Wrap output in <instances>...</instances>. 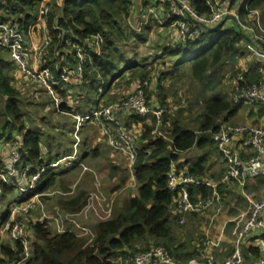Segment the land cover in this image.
I'll list each match as a JSON object with an SVG mask.
<instances>
[{"label": "trees", "instance_id": "16d2710c", "mask_svg": "<svg viewBox=\"0 0 264 264\" xmlns=\"http://www.w3.org/2000/svg\"><path fill=\"white\" fill-rule=\"evenodd\" d=\"M38 1L1 0L0 12L5 14L7 11L14 14V9L17 6L31 8ZM48 2L50 9L45 17V26L49 43L40 61L42 67H49L56 73L60 68L59 65H73L75 62L73 46L79 45L89 49L94 43L93 38L100 35L102 43L99 55H95L91 51L90 60L84 66L83 78L89 81L85 88L89 85V87L99 89V92L102 90L101 86L107 90L111 85L114 87L123 80L127 85L131 84L132 86L138 80L143 81L151 78V72L148 69L133 63V59L128 60L118 46L120 43H124L129 36L134 35L139 38V34H136L128 21L135 0H61V4L56 0H48ZM168 5V2H164L163 7L166 9ZM251 7L262 10L264 23V0H252ZM196 8L199 13H209V8L204 6L201 1L196 4ZM23 11L20 10V12ZM1 19L2 21L8 20L4 17ZM31 21L29 16L17 21L21 25L25 38ZM224 29L223 27H219L215 31L209 29L196 43H186V45L179 43L177 50L166 47L163 50L171 56L169 60L171 65H175L176 68L187 65L193 78L199 79L211 66L218 65L227 57L236 56L239 53L237 47L242 42H246V39L234 28H232V33H228ZM1 54H8L0 51V95L3 98L4 96L8 97L5 106V114L8 115V118L4 120L2 126L0 121V141L6 138L10 140L9 133L12 130L19 133H22L23 130L22 113L16 98L17 93L8 86L4 74L1 72L3 61ZM61 57H64V62L58 63V59ZM65 57L69 59V63L65 61ZM249 68L248 73L244 72V84L246 86L260 84L261 74L258 66ZM168 74L169 72L163 73V77ZM82 89L84 86L80 88V90ZM75 90L70 84L65 87L62 94L63 102L60 104L59 110L55 109L56 112L72 113L76 104L83 100L89 101L88 98H84L82 93L74 94ZM75 96L77 97L74 98ZM163 105L164 103L160 106L165 108ZM240 106L220 94L207 98L195 129L183 127L177 118L169 120L168 123L170 115L166 110L161 129L164 128L163 132L168 135L169 140L167 141L152 134V130L156 126V119L152 117L150 122L144 126V133L139 138V140H144V143L140 146H137L136 143L134 148L136 156L131 169L136 181V188L135 193L128 198V201L122 207L114 208L109 219L95 224V235L92 238L80 237L70 231H53L48 221L31 222L29 231L33 238L32 253L23 264H115L118 258L126 260L135 253H143L156 246L165 248L182 264H186L192 259H198L196 244L202 242L203 236L193 238L192 235H188V238L184 239L175 231L181 226L179 220L182 216H172L170 213L174 194L167 188V174L171 164L177 163L181 159L180 155L192 147L213 149L212 133L216 132L221 125L228 124L229 118L237 114ZM77 109L80 112L75 113L84 114L80 106ZM129 120L143 121L139 117H131ZM131 124L132 122H126L127 126ZM23 135L21 152L25 161L27 163L36 162L41 166L38 137L29 131ZM113 151L122 153L115 149ZM89 152L96 154L97 150L87 147L86 153ZM182 163L180 165L184 166ZM115 169H118L116 165H114ZM54 172L53 169H47L42 174L40 184L25 198L49 190L50 186L56 183L57 177ZM187 172L196 176H205L202 160L191 163ZM57 180L61 181L60 178ZM126 180L127 177L121 179L122 183ZM60 189L66 194L70 192V189L65 187H60ZM11 191L12 188L0 180V194L3 198ZM201 191L203 195L208 193L206 189ZM189 193L192 198H195L194 188L189 187ZM87 199V193L78 191L69 198L60 200L58 206L67 213L76 214L86 206ZM187 217L191 216L185 218ZM193 217L198 216L193 215ZM7 222L8 213L0 219V229ZM21 251L19 243L14 245L2 243L0 238V254L3 256V258L0 256V264L17 261L21 256ZM241 253L243 256L241 264H258L262 258L261 248L256 245L244 246Z\"/></svg>", "mask_w": 264, "mask_h": 264}, {"label": "built area", "instance_id": "2783aa9c", "mask_svg": "<svg viewBox=\"0 0 264 264\" xmlns=\"http://www.w3.org/2000/svg\"><path fill=\"white\" fill-rule=\"evenodd\" d=\"M167 1L169 5L164 10H159L156 6H149L147 12H144L143 8L140 9L138 24L132 28L141 32V28L147 26L149 22L156 21L159 26H168L175 30L179 43L186 45V43L199 41L209 29L219 24L222 27L231 22L230 28H237L238 33L246 39L244 48L252 46V40H256L261 45L258 47L264 50L263 12L260 8L251 7L252 0ZM200 1L209 8V13H199L196 4ZM49 9L47 0H44L39 7L38 17L45 18ZM166 11L167 15L165 16ZM93 40L94 43L89 49L74 45V64L69 65V67L59 65V70L54 73L49 67H42L40 63L49 43L47 35L38 46L29 49L26 46L25 35L20 24L16 20H0V51L8 54L11 63L19 70L24 79L38 84L46 91L53 107L57 110L63 102L62 94L65 87L70 82L78 81L82 77L84 66L90 60L91 51L95 55H99L102 37L97 35ZM29 53L33 55L32 60ZM244 83L243 71L232 76L230 85L235 90L233 102L247 107L261 106L264 108V95L262 93L264 85L260 83L246 86ZM147 85L148 80H138L132 84L129 93L125 96L115 98L108 105L96 108L91 114L78 113L75 115L76 127H81L85 121H94L100 127L105 142L119 152L129 153L132 160L136 156L134 148L141 132L140 124L126 125L128 118L139 117L146 124L154 117L156 126L152 130V134L166 141L169 140L168 135L161 129L167 111L160 105L153 103V100L148 99L149 96L145 91ZM212 140L222 157L224 166L218 177L213 175L201 177L190 174L184 166L180 165L182 162H173L168 171L167 188L174 194L170 213L172 216H182L179 220L181 226L185 224L186 216L193 217V215L204 216L206 220H209V225L215 222L224 213L226 206L224 194L220 191L221 187L237 183L242 188L250 180L259 177L264 178V122L261 125H253L252 123L244 125L223 124L216 132L212 133ZM78 141L76 138V144L71 154L63 155L52 163H45L33 173L31 166L22 155L19 143L14 141L11 144L9 157L12 165L10 169L0 165V180L12 188L19 199L18 202H12L8 208L10 222L7 237L11 245L19 243L22 251L20 258L10 264H23L30 257L33 243L29 231L31 222L48 221L56 232H71L70 229H63L61 221L54 213L47 215L42 211L39 220L37 217L31 219L30 214L37 210L42 203L40 200L42 194L35 193L29 198H25V196L36 189L42 174L47 169L63 171L80 167L82 170H86V166L81 162L76 149ZM191 186L203 187L208 193L207 195L196 194L195 198H192L191 193H189ZM248 204L249 214L238 232L232 255L223 264H241L243 262L241 245L252 232L261 234L262 241L258 246L261 248L262 258L258 264H264V197L260 200L251 198ZM67 221L77 227L75 234L78 236L92 238L95 235L93 233L91 236H83L88 229L79 226L72 215L67 216ZM211 246L212 242L206 235L202 242L196 244L198 259H192L186 264H218L211 252ZM124 264L182 263L178 262L165 248L156 246L143 253H135L126 259Z\"/></svg>", "mask_w": 264, "mask_h": 264}, {"label": "rangeland", "instance_id": "374dc122", "mask_svg": "<svg viewBox=\"0 0 264 264\" xmlns=\"http://www.w3.org/2000/svg\"><path fill=\"white\" fill-rule=\"evenodd\" d=\"M44 0H40V3L34 5L32 7L33 11V17H38V10L41 2ZM58 1V0H56ZM146 1V3H143ZM135 0V4L132 7L131 14L129 15L128 21L129 24L134 27L138 24V16L140 9H144V12H147V8L156 6L159 10H164L163 7L164 2H168L167 0ZM164 1V2H163ZM48 2V0H47ZM153 2V4H152ZM49 4V2H48ZM50 7V5H49ZM167 15V11L165 13V16ZM130 19V20H129ZM38 20V19H37ZM230 21V20H228ZM163 24H165L164 21H162ZM158 22H153V25L150 26V29L147 32L143 34L142 37L138 38L133 36H129L127 40L124 41V43H120L119 50L128 57V60L133 59V63L136 64H145V69H148L151 73V78L148 79L149 85L147 86L146 92L149 96V100H153V103L160 104L164 103V107L168 111L167 114L170 116L168 117V123L169 120H173L177 118L179 121H181L183 127L185 128H191L195 129L198 125L199 117L202 114L203 105L207 98L212 97L214 95H222L227 97V99L233 100V95L235 90L232 89L230 85V81L232 76L237 72L240 73L243 70L239 69V60L240 58H245L248 54L247 51H249V46H247L246 50H244V42H242V46L237 47L240 54H237L235 56L227 57V59L222 60L218 65L211 66L208 68V71L205 72L202 76L199 77V79L193 78L191 74V70L187 65H183L179 68H176L175 65H171L169 60L171 59V56H169L163 49L170 48L171 50H177V45L179 44L178 36L174 37V33L172 29H170L168 26H159ZM230 23L224 26V30L228 33H232L233 29L230 28ZM235 31H237V28H234ZM143 32V31H142ZM261 47L258 41L252 40V47ZM4 59L9 60V66H14L8 55H4ZM252 59V58H251ZM15 67V66H14ZM10 69V67H9ZM8 69L7 73L11 72ZM7 69L5 68V71ZM241 70V71H240ZM169 72L166 77H163V73ZM21 78V74H19ZM23 77V76H22ZM98 81V80H97ZM21 84L25 85L26 82L23 81L21 78ZM31 82L29 83V88L26 90V94L22 92L21 86L19 87V95L18 97V103L21 108L22 113H30V111H34L33 116L39 117V121L41 123L40 131L45 137V140L48 141V144H51V146L54 148L56 145H61L60 148L64 149L68 146L69 137H64V133L62 132L65 123L62 121H56L58 120L56 117L50 118V109L52 106H45L47 105L46 97L43 95V91H41V94L39 92V88H37L34 84L32 85ZM86 83L88 84L89 81L87 80ZM27 85V84H26ZM34 86V87H33ZM101 86V85H99ZM131 87L130 85H127L126 81H121L120 84L113 87L111 85L110 89H105L104 86H101V91L98 92L99 89L95 87H88L82 90L78 89L75 90L76 94H83L84 98H90V99H101L102 102L100 105L94 104V109L99 108L101 106H106L109 104V101L114 100L115 98H119L120 96H125L127 93H129V89ZM36 88V90H32ZM30 91H34L33 94L30 95ZM43 93V94H42ZM40 94V96H39ZM38 98H36V96ZM75 96L74 98H76ZM234 101V100H233ZM87 102L83 100L79 104H76L75 107H73V111L71 114V119L75 121V130L73 132V137L75 139L72 151L74 148V145L76 144V138L79 140L77 143V151L80 152V145L81 138H88L87 140V147L94 148L93 138L96 139L97 135H100L99 131L101 130L100 127L94 122V121H85L81 127H76V119L75 115L80 112L77 107H82ZM237 104V103H236ZM6 105V102L4 101V98L0 95V112L4 113V106ZM45 106V107H43ZM244 107H247L246 105H243ZM92 111V112H93ZM91 111H86V115L91 114ZM242 115V113H240ZM6 116V115H1ZM25 116V115H24ZM64 116V115H62ZM172 116V117H171ZM32 116H29V118ZM47 118L44 120V118ZM67 117V116H65ZM134 118V117H133ZM128 119H131L128 118ZM232 119V118H231ZM5 119H0L1 126L3 125ZM234 118L232 121L228 120V124H232L234 122ZM237 120H239L237 118ZM3 121V122H2ZM32 121V120H31ZM34 122V123H33ZM30 123V126L33 129H37L35 121ZM67 122V121H66ZM128 123H131L132 121H127ZM232 122V123H231ZM88 123V124H87ZM141 123V122H140ZM167 123V124H168ZM132 124H135L132 122ZM84 125H87L85 128H83ZM235 125V124H234ZM63 126V127H61ZM131 126V125H128ZM57 128V129H56ZM56 129V131H55ZM84 129L82 136L80 135L81 131ZM164 130V128H162ZM73 127L67 128L68 131H72ZM99 130V131H98ZM8 131V130H7ZM12 133V132H11ZM95 136V137H94ZM101 136V135H100ZM81 137V138H80ZM103 144H99V154L98 156H94L93 154L89 153L88 157L86 158V161L83 162L80 158L83 165L86 166V170H82L80 167L77 169H80V172L77 171H68L66 174H63V172H60L58 169H53L56 174V180L60 178V181H57L56 184L52 185L49 189V191H55L53 194H49L48 197L42 198V203L39 206V208L35 211H33L30 215L39 218L41 217V214L44 212V214L51 215L52 213L57 214L56 210L53 209L54 206H56L60 200H63L65 197L63 190L59 189V187H65L68 186L70 183L73 184L76 177L78 176V187L76 188V185L72 187L71 194H76L78 191H84L87 193L89 200L86 204V207L81 211L83 214L81 215V218L79 220H83L82 222L86 224V227L88 230L87 233L83 236H91L94 233L95 230V224L101 221V219L106 220L111 217V211L113 213L114 208L116 207H122L123 204L128 201V198L131 197L135 193L136 182H132L130 180V174L128 173V170L125 171V167H127V163L124 157H122L119 153L113 152V148H111L102 138ZM144 143V140H139L137 142V146H140ZM96 146V145H95ZM86 149V147L82 148ZM72 151H70L72 153ZM200 150H197L196 147H193L191 150L188 151L187 154H185L182 158L184 159V162L186 163L187 160H193L197 157V155H201L199 153ZM70 152L63 153L60 156L67 155ZM78 152V153H79ZM212 154V158L217 159L218 163V154L216 151H214ZM196 155V156H195ZM195 156V157H194ZM49 155L43 154L42 158L47 161ZM47 158V159H46ZM60 158V157H58ZM56 158L55 161L58 159ZM213 161V160H212ZM51 162H46L52 163ZM114 165L118 167V169L114 170ZM51 170V169H49ZM124 170V171H123ZM206 173H209L208 175L211 176L212 174H215L216 172H210V170H206ZM204 176V177H209ZM124 177H127V180L122 183L121 179ZM260 179V178H259ZM255 181V180H254ZM262 182V180H260ZM70 187V186H69ZM264 188V186H263ZM76 190V191H75ZM264 190V189H263ZM59 191V192H58ZM59 195H56L58 194ZM14 194V191L13 193ZM96 195L99 197L98 200L96 199ZM264 196V195H263ZM262 196V197H263ZM231 197V196H230ZM253 197V196H252ZM262 197L259 195L255 198L257 200H260ZM106 198L108 199L107 201ZM232 198V197H231ZM102 206H100V201ZM16 200H19L16 198ZM110 200V201H109ZM109 201V202H108ZM226 201V200H225ZM105 202V205H104ZM228 202V201H227ZM226 205V203H225ZM107 206V207H106ZM244 206V202H241V207ZM240 207V208H241ZM2 209V207H1ZM42 209V210H41ZM227 209V205L225 206V211ZM43 211V212H42ZM116 211V209H115ZM236 213V210L233 209V211H229L226 215L229 213ZM74 218V217H73ZM218 219V218H217ZM214 223L212 222L209 225V220H206L204 216L199 217H187L185 219L184 226H179L175 229L177 234H180L182 238L186 239L188 238V235H192L193 238L196 237H202L203 238L207 235L211 240V235L213 233L212 227L214 226ZM180 225V224H179ZM52 228V227H51ZM54 231V229L52 228ZM77 232V231H76ZM214 234V233H213ZM7 233L5 232L4 236L6 237ZM3 237V236H2ZM4 237V241H5ZM226 254V250L224 251ZM119 259V258H118ZM126 260H118L117 264H124Z\"/></svg>", "mask_w": 264, "mask_h": 264}, {"label": "crops", "instance_id": "0c3cea01", "mask_svg": "<svg viewBox=\"0 0 264 264\" xmlns=\"http://www.w3.org/2000/svg\"><path fill=\"white\" fill-rule=\"evenodd\" d=\"M137 1H139V0H137ZM57 2L59 4H61V0H58ZM39 3H40V0L38 1V4ZM41 4H42V2H41ZM32 7L31 8L30 7H26L25 8V7L17 6L14 9V14L13 13H8L7 11L5 12V14H3V12H0V20H2L1 17L2 18L4 17V19H11V20H16V21L19 22L20 20H23V19H25L28 16L30 17V20H32V21L29 23V26H28V28L26 30L27 33H26V38H25L26 39V46L29 49H32L33 46L39 44L42 41V39L47 35V29H46V26H45V18H39V17L32 18L33 14H34L33 11L31 10ZM20 10H22V11L24 10V11L20 12ZM153 22H155V21H151V22L148 23L147 26H144V28H141V32H137L133 28L132 29L136 32V34H139V38H140V37L143 36V34L145 32L148 31L146 29H150V26L153 25ZM173 33H174V37H176L175 30L173 31ZM249 47L250 48H249V51H247L248 52L247 56L245 58L244 57L240 58L239 65H236V66H240L239 69H242L243 72H245V73H248V71L250 69L249 68L250 66H258V68L260 70V74H261V78H260L259 83L264 85V50L260 49V48L259 49L258 48H251V46H249ZM246 49L247 48H244V50H246ZM238 54H240V53H238ZM29 55H30V58L32 60V58H33L32 53H29ZM1 56L3 58L1 72L4 74L3 76L6 77V78L4 77V79H6V81L8 83V86L13 88L14 91L17 93L16 94V98H17V104L19 105L18 98H20V97H18V95H19V92H21V91H19V87L21 86L20 88H21L22 92H24L26 94V90H28L29 83H31V82L27 81L26 79H24L21 76L23 81H25L26 84H27V85L26 84L22 85L21 82H20L21 78L19 76V74H20L19 70L16 67H14V66H12V67L9 66V60L4 59V54L3 55L1 54ZM235 57H237V56H235ZM58 61H59L58 63L64 62V57L59 58ZM65 61H67L69 63V59L68 58L66 59V57H65ZM137 63L138 62H136V64ZM140 65L144 66L145 64H140ZM9 67H10V69H9ZM5 68L7 69L6 71H5ZM8 69L11 72L7 73ZM124 75H125V73H124ZM86 81L87 80H85V78H83V75H82L80 80L73 81L72 83H70V85H71V87H73L76 90H78L81 87H83V86L85 87L87 85ZM33 84L37 88H39L40 94H41V91H43L44 94L43 93L42 94L46 97V101H47V105H45V106H50V105L52 106V108L50 109V114L52 113V115H50V118H53V120H54V117H56L58 119L56 121H62V122H64L66 124L62 132L64 133V137L65 138H67V136L70 138L69 141H68V146L65 147L64 149H61L60 148L61 145L57 144L56 147L53 148L51 146V144H48V141L45 140V137L41 133L40 128L42 126L41 125L42 121L41 122L39 121V117L35 118L33 116L34 111H30V113H26V114L22 113V111H21V113H22L21 122L23 123L22 133H19V132L15 131V130H12V133H9V135L11 136L10 140H7V138H6V139H3L2 141H0V165L5 167V168H7V169H10L11 165H12V163L10 161V157H9L11 144L14 141H16V142L19 143V146H20V149H21V145L23 144V139H24V135L23 134L28 132V131L32 132L39 139V159L42 161L41 166L38 165L36 162L28 163L31 166V168H32L31 171H35L37 168L42 167V165L45 164L46 162L55 161V159L58 158V157H61L60 155H62L63 153H67V152L72 151V146H73V143L75 141V139L73 137V132L75 130V121L73 119H71V114L56 112L55 108L52 105L51 99L47 95L46 91L42 87H40L38 84L32 83V85ZM32 90H36V88L35 89L32 88ZM33 93H34V91H30V95L33 94ZM73 93L76 94L75 92H73ZM262 93L264 95V89L262 90ZM40 94H39V96H40ZM35 96H36V98H38L37 95H35ZM7 99H8V97L4 96V101L5 102L7 101ZM88 99H89V101H87V103L81 107L82 108V113H86V111H91L92 112L93 109H94L93 108L94 104L98 106V104L100 105V103L102 102V100L99 99V98H97L96 100L95 99H90V98H88ZM5 106H4V113L0 112V119L1 118L2 119H7L8 118V115L5 114ZM45 106H43V107H45ZM240 113H242V115ZM2 114L6 115V116H1ZM62 115H64V116H62ZM29 116H32V117L29 118ZM65 116H67V117H65ZM231 118L235 119L233 123L231 122L232 124H235V125H244V124H249V123H252L253 125H261L264 122V108L261 107V106H259V107H250V106L249 107H244L243 105H241L239 107V110H238L237 114H235L234 116L229 118L230 121H232ZM237 118L239 120H237ZM46 119L47 118H44V120H46ZM33 121H35L37 129H33L30 126V123L33 122ZM127 121H130V120L128 119ZM132 122H134L136 124H140L139 127H140L141 136H142V134L144 133V126L147 123L144 124V122H142V121H140V122H142V123H140L137 120H132ZM86 126L87 125H84L83 128H85ZM61 127H63V126H61ZM71 127H73V130L67 132V128H71ZM56 129H55V131H56ZM83 131H84V129L80 133L81 136H82ZM99 133H100L101 136L97 135V137L94 136L96 139L93 138L94 148L93 147L90 148V149H93V150L96 149L97 153L93 154V153L89 152V153L93 154L94 156H98V154H99L98 153L99 149H98L97 145L103 144L102 143V141H103L102 138L103 137H102L101 130L99 131ZM88 138H86V139L81 138V143H80V145H78L80 147V152H79V150H78V152H79L80 158L82 159L83 162H85L86 158L89 156L88 155L89 153H86ZM84 147H86V149H82ZM213 147H214L213 149L210 148V147H208V148H196L197 150H200L199 153H201L202 151H203V153L201 155H197V157L194 158L193 160H187L186 163H185L184 159L182 157L185 154H187L188 151L193 148L192 147L187 152H185V153L180 155L181 159L178 162H180V163L183 162L182 164L184 165V168L187 170L188 166L191 163L198 162V161L202 160L203 165H204L205 176L206 175L207 176L210 175L209 173L205 172L208 169V170H210V172H216L215 174H212V175L215 176V177H218L222 173V170H223L224 166H223L222 157H221L219 151L216 150L215 145H213ZM214 151H216L217 154H218V163H217V159L214 160L215 158H212V154L211 153H213ZM43 154H47V156L49 155L48 159L46 158L47 161H45V159L42 158ZM119 154L122 157H124L125 160H126L127 167H125L124 170L125 171L128 170V173L130 174V180L132 182H136L135 178H134V174H133L132 169H131L134 160L131 159V156H130L129 153H119ZM68 171L80 172V169L73 168V169H68V170H65V171L63 170V171H60V172H63V174H66ZM199 176L204 177L203 175H199ZM259 178L254 179L255 181L254 180H250L242 188L239 187L237 185V183H231L228 186H223V187L220 188V191L224 194V197H225V200H226L227 209H226V211L224 210V213L221 216L218 217V219L215 221L216 224L214 223V226L212 227V230H211V232L213 231V233H214V234L212 233V235H211V242H212L211 252H212V254H214L215 260H216V262L218 264H221V262H224L225 260H227L232 255V252L234 250V242H235V240H236V238L238 236V232H239V230L241 228V225H242L243 221L245 220V218L249 214V204H248L249 199L256 198L258 195L260 197H262L264 195V190H263L264 189L263 188V186H264V178H261V177H259ZM77 180H78V176L76 177V179H75L73 184L70 183L68 186H66L67 189H70V192L72 191V187L74 185H76V188L78 187ZM260 180H262V182ZM57 181H59V180H56V183H57ZM39 184H40V182H39ZM191 187L195 189L197 195H202L203 194V192L201 191L202 189L204 190L203 187H196V186H191ZM59 189H60V187H59ZM53 192L55 193V191L47 190L46 192L42 193V196H40L41 202H43L42 198L48 197L49 194L50 193L53 194ZM70 192L68 194L64 193V196H62V197H65L64 199H67L71 195H74V194H71ZM12 193H13V191H11L5 198H3V196L0 194V219L3 218L8 213V208H9V206H10V204L12 202H18V200H16L17 195L15 193L14 194H12ZM56 195H59V193L56 194ZM98 198L99 197L96 195V199L97 200H98ZM88 200H89V197L87 199V202H88ZM107 200L108 199L106 198L105 201H107ZM99 201H100V206H102L103 205V203L101 204L102 200L100 199ZM241 202H244V206H242V207H241ZM104 205H105V202H104ZM1 207H2V209H1ZM53 209L56 210V212H58V215L57 214H54V215L56 217H58L59 221H61V224L64 227L63 229H70L71 232L77 233L76 232L77 227H75L74 225L70 224L67 221V216L68 215H72V217H74L75 221L78 223L79 226L87 227L86 224H84L82 222L83 221L82 219L79 220L81 218V215L83 214V212H81L83 209L79 213H76V214H70V213L65 212L63 209H61L58 206V204L56 206H54ZM233 209L236 210V213L233 214V213L230 212L228 215H226L230 210L233 211ZM34 218H36V217L31 216V219H34ZM102 220L103 219H101V221ZM9 222H10V220L8 218V222L0 229L1 242L2 243H6V244L7 243L8 244L11 243L10 240L8 239V237H7V235H8L7 229H8V226H9ZM5 232L7 233L6 237L4 236ZM4 237H5V241H4ZM261 241H262L261 234L259 232H252V234L248 235L247 239H245L244 242L242 243L241 249L244 246H252V245L258 246ZM225 250H226V254L224 253ZM0 256L3 258V256L1 254H0ZM118 260L119 259L116 260L115 264H117Z\"/></svg>", "mask_w": 264, "mask_h": 264}, {"label": "water", "instance_id": "95a60500", "mask_svg": "<svg viewBox=\"0 0 264 264\" xmlns=\"http://www.w3.org/2000/svg\"><path fill=\"white\" fill-rule=\"evenodd\" d=\"M219 27H220V24L217 25V26H215V27H213V28H211L210 30H211V31H215V30H217Z\"/></svg>", "mask_w": 264, "mask_h": 264}, {"label": "bare ground", "instance_id": "6f19581e", "mask_svg": "<svg viewBox=\"0 0 264 264\" xmlns=\"http://www.w3.org/2000/svg\"><path fill=\"white\" fill-rule=\"evenodd\" d=\"M61 67H69V66H67V65H61ZM84 115H86V114H84Z\"/></svg>", "mask_w": 264, "mask_h": 264}]
</instances>
